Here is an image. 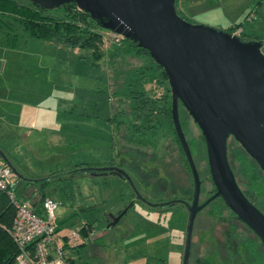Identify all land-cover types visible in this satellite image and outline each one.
<instances>
[{
	"label": "rangeland",
	"instance_id": "374dc122",
	"mask_svg": "<svg viewBox=\"0 0 264 264\" xmlns=\"http://www.w3.org/2000/svg\"><path fill=\"white\" fill-rule=\"evenodd\" d=\"M208 2L216 5L214 12L219 18H233L231 22L237 23L244 11L248 13L257 5L255 0H177L175 9L183 19L198 24L205 17L203 4ZM260 4L264 9V0ZM223 25L227 28L229 24ZM258 26L264 34V24ZM103 35L105 53L98 63L86 49L46 39L27 37L17 48L0 45V151L26 178L50 176L46 186L48 196L58 204L55 218L73 217L61 233L69 234L82 221L94 220L95 238L72 252L77 260L89 264H181L188 217L182 204L151 207L133 199L131 187L118 177L74 171L73 165L80 162L98 168L114 161L135 173L133 182L149 201H190L193 191L192 174L175 139L171 118L145 135L133 133L132 123L141 121L131 110L129 94L135 88L129 84L134 71L149 59L138 58L133 49L126 50L127 39L119 44L122 50L113 54V37L109 31ZM145 88L162 91L155 83H147ZM179 119L201 180L200 200H204L213 191L204 139L182 105ZM241 149L230 137L229 161L238 179L234 156ZM70 171L72 175L66 176ZM261 176L264 181L263 172ZM14 180L18 191L25 186L23 195L35 188L34 183L26 186L16 176ZM213 205L196 215L188 264H243V258L250 260L241 250V237L258 242L257 237L229 217L225 208L222 216L226 218L211 213ZM119 210H125L124 214L106 228V218ZM259 249L264 252V245L259 243Z\"/></svg>",
	"mask_w": 264,
	"mask_h": 264
},
{
	"label": "water",
	"instance_id": "95a60500",
	"mask_svg": "<svg viewBox=\"0 0 264 264\" xmlns=\"http://www.w3.org/2000/svg\"><path fill=\"white\" fill-rule=\"evenodd\" d=\"M52 10L74 2L101 27L130 39L146 49L167 76L171 118L193 178L181 264H188L197 213L221 197L228 209L264 244V213L239 186L228 159V139L233 137L264 172V54L262 41L242 40L239 35L179 16L177 0H27ZM179 103L201 131L207 167L214 192L201 203V180L179 119ZM1 159L17 179L22 175L0 151ZM90 174L123 176L137 199L150 206L131 177L118 166L75 168ZM182 201V200H175ZM169 202H164L168 204ZM163 204V203H161ZM110 215L111 227L124 214Z\"/></svg>",
	"mask_w": 264,
	"mask_h": 264
},
{
	"label": "trees",
	"instance_id": "16d2710c",
	"mask_svg": "<svg viewBox=\"0 0 264 264\" xmlns=\"http://www.w3.org/2000/svg\"><path fill=\"white\" fill-rule=\"evenodd\" d=\"M260 2L261 0H255V4H257L255 6H258ZM241 24V22L233 24L224 30L233 33ZM104 31L107 32L108 30L103 29L97 20L91 18L89 14L78 9L74 2L66 3L56 9L48 10L32 4L27 0H0V45L3 46L17 48L22 45L27 37H35L55 41L65 47L86 49L88 51V56H90L94 62L98 63L105 53L102 47L104 43ZM238 35L245 41H262V38L248 35L242 31H240ZM125 39L127 38L122 37L118 42L112 41L115 50L113 54L122 50L119 44ZM127 40L128 44L125 47L126 50L133 49L138 58H140V56H146L147 60L149 59V62H142L139 68L134 71L133 75H135V77L131 84H129L135 88L131 90L129 94L130 98L133 99L131 101V110L136 120L141 121L140 124H138V122L132 123L133 133L138 131L145 135L149 131H152L153 128H157L158 125L163 124L165 120L171 118V94L167 76L163 68L155 63L146 49L138 47L137 44L130 39ZM147 83H155L156 87L162 89L161 93H156V88L146 89L145 84ZM179 105L182 104L179 103ZM173 131L175 139L179 143L175 130ZM234 158L239 166L238 173L240 179L236 177L239 186L246 196L264 213V181L261 176L263 171L243 148L235 154ZM86 164L87 163L74 164L73 168L84 167ZM72 172L73 171H70L65 174L66 176H70ZM49 178L50 176L34 179L32 183L35 184V188L30 192L28 191V195L22 194L23 191H25V186L22 187L23 189L21 188L20 191H18L16 187L17 196L22 199H28L37 213L42 212V203L49 197L46 186L49 182ZM56 178L59 179L62 178V176L57 175ZM24 183L28 186L31 182L28 180L24 181ZM212 203L214 205L211 213L221 218L225 217L222 216V209L225 208L229 217L238 220L228 209L221 197L215 198L209 204ZM121 211L122 210H119L117 215ZM13 216L14 208L6 192L0 191V264H15L17 248L9 233ZM72 218L73 217L69 215L60 220H55L56 232L60 231L65 225L72 224ZM106 219V222L109 221L108 217ZM93 222V219H89L82 221L81 224L78 225L81 234L87 236V238L85 242L78 244L70 250L67 260L72 264H89L85 260H77V258L72 256V252L78 251L94 240ZM245 227L251 231L247 226ZM254 235L259 240L258 242L254 238L248 236L241 237V250L246 251L251 257L250 260H244L243 258V261H245L243 264H264V252L259 249V243H263L256 234ZM236 250H238V248H236Z\"/></svg>",
	"mask_w": 264,
	"mask_h": 264
},
{
	"label": "built area",
	"instance_id": "2783aa9c",
	"mask_svg": "<svg viewBox=\"0 0 264 264\" xmlns=\"http://www.w3.org/2000/svg\"><path fill=\"white\" fill-rule=\"evenodd\" d=\"M239 32L236 30L233 34ZM109 34L114 42L123 37L110 31ZM14 179L12 169L0 158V191L6 192L14 208L9 233L17 248L15 264H72L67 260L70 250L85 242L87 236H83L78 227L69 234L56 232L57 201L47 197L42 203V212L37 213L28 199L17 196V180Z\"/></svg>",
	"mask_w": 264,
	"mask_h": 264
},
{
	"label": "crops",
	"instance_id": "0c3cea01",
	"mask_svg": "<svg viewBox=\"0 0 264 264\" xmlns=\"http://www.w3.org/2000/svg\"><path fill=\"white\" fill-rule=\"evenodd\" d=\"M215 3H216V1H215ZM203 5H205V8L202 9L201 13L203 15H205V17H203L204 19H202V21H198V22H200L202 24H207L209 26H214V27L219 28V29H226L224 27L226 25H223V24H229L228 27L233 25V24H237V22H238L237 20L234 22H231V20H233V18L231 20L221 19V17L219 18L218 17L219 15L216 14V12H214V11H216V5L215 4L208 2V4L206 3ZM217 6H218V4H217ZM260 6H261V4L259 6H256V7H252L248 11V13H246L247 11H244L246 14L243 12L242 17H241V20H242L241 23L244 24V26L243 25L240 26L237 30H240V31H242L248 35H252L255 37L262 38L263 45H262L261 50L264 53V34H263V32H261L259 30V28H261V27L258 26V24L259 25L264 24V22H261L262 19L264 18V9H262L263 6H261V7ZM194 14H196V13H194ZM250 14H252V16L250 19H248V16ZM195 16H198V15H195ZM245 16H246V20L244 21ZM211 24H214V25H211ZM235 31H233V33ZM80 163H82V162H80ZM30 182L32 183V181H30ZM58 220H60V219H58Z\"/></svg>",
	"mask_w": 264,
	"mask_h": 264
},
{
	"label": "flooded vegetation",
	"instance_id": "af4514ba",
	"mask_svg": "<svg viewBox=\"0 0 264 264\" xmlns=\"http://www.w3.org/2000/svg\"><path fill=\"white\" fill-rule=\"evenodd\" d=\"M173 128H174V125H173ZM175 130V129H174ZM176 133V132H175ZM233 138V137H232ZM229 139H230V137H229ZM228 139V140H229ZM109 166H118V167H120V168H122L125 172H127V174L131 177V179H132V177L133 176H135V173H129V171H128V168H126V167H123V166H121L120 164H118V163H116V162H114V161H112L111 163H109ZM113 173H112V175L113 176H115V177H118V178H120V179H122L123 181H125L129 186H130V184L128 183V181L123 177V176H117L116 174H114V171H112ZM97 174H103V173H97ZM132 174V175H131ZM111 175V174H110ZM132 181H133V179H132ZM134 183V182H133ZM135 185V184H134ZM131 187V186H130ZM136 187V186H135ZM214 192V187H213V191H212V193ZM211 193V194H212ZM210 194V195H211ZM192 195H193V191H192ZM192 195H191V199H190V201H188V200H185V199H183V198H179V199H160V200H157V201H149L147 198H145L144 196V198L148 201V202H151V203H157V205L156 206H151V207H155V208H159V209H164V208H167V207H171V206H173V205H175L176 203L178 204H182L184 207H185V209H186V211H187V216H188V210H187V208H186V206H185V203L183 202V201H185V202H187L188 204H190L191 202H192ZM209 195V196H210ZM208 196V197H209ZM134 198H136V196H135V194H134V197H133V199ZM137 199V198H136ZM137 200H139V199H137ZM175 200H182V201H175ZM205 200V199H204ZM204 200H200V196H199V202L198 203H201L202 201H204ZM141 203H144V204H146L145 202H143V201H141V200H139ZM164 202H169L168 204H164ZM161 203H163V204H161ZM131 205H133V203H131L130 204V206ZM148 205V204H147ZM150 206V205H149ZM109 214V213H108ZM107 214V215H108ZM198 214V213H197ZM116 216V215H115ZM108 218H109V221H107L106 223V228H107V225L112 221V218H111V216L109 215L108 216ZM109 228V227H108Z\"/></svg>",
	"mask_w": 264,
	"mask_h": 264
}]
</instances>
